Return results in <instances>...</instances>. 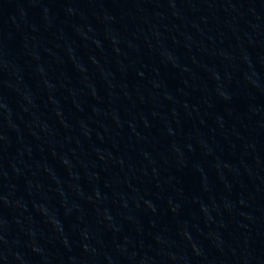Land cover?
Returning <instances> with one entry per match:
<instances>
[{
	"label": "water",
	"instance_id": "95a60500",
	"mask_svg": "<svg viewBox=\"0 0 264 264\" xmlns=\"http://www.w3.org/2000/svg\"><path fill=\"white\" fill-rule=\"evenodd\" d=\"M0 264H264V0H0Z\"/></svg>",
	"mask_w": 264,
	"mask_h": 264
}]
</instances>
